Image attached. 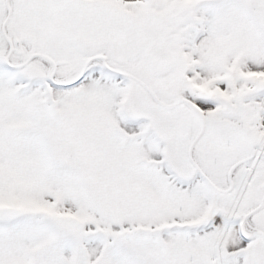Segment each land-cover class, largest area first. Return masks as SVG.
<instances>
[{
    "label": "snow or ice",
    "instance_id": "1",
    "mask_svg": "<svg viewBox=\"0 0 264 264\" xmlns=\"http://www.w3.org/2000/svg\"><path fill=\"white\" fill-rule=\"evenodd\" d=\"M0 264H264V0H0Z\"/></svg>",
    "mask_w": 264,
    "mask_h": 264
}]
</instances>
